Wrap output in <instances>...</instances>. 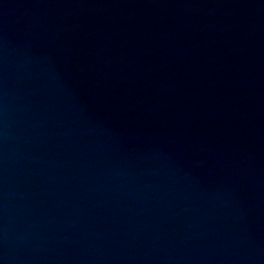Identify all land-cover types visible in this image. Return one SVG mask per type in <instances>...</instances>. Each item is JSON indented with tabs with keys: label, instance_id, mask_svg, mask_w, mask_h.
Wrapping results in <instances>:
<instances>
[{
	"label": "water",
	"instance_id": "water-1",
	"mask_svg": "<svg viewBox=\"0 0 264 264\" xmlns=\"http://www.w3.org/2000/svg\"><path fill=\"white\" fill-rule=\"evenodd\" d=\"M0 264H264V0H0Z\"/></svg>",
	"mask_w": 264,
	"mask_h": 264
}]
</instances>
